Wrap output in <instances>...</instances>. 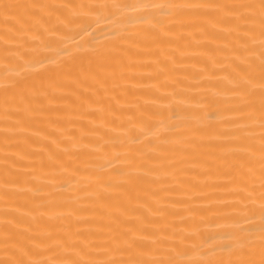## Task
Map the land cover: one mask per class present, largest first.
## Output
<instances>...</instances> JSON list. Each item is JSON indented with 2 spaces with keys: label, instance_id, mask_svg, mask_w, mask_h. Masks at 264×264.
Segmentation results:
<instances>
[{
  "label": "bare ground",
  "instance_id": "bare-ground-1",
  "mask_svg": "<svg viewBox=\"0 0 264 264\" xmlns=\"http://www.w3.org/2000/svg\"><path fill=\"white\" fill-rule=\"evenodd\" d=\"M0 264H264V0H0Z\"/></svg>",
  "mask_w": 264,
  "mask_h": 264
}]
</instances>
